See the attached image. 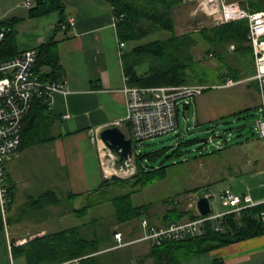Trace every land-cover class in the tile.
<instances>
[{
	"label": "trees",
	"instance_id": "16d2710c",
	"mask_svg": "<svg viewBox=\"0 0 264 264\" xmlns=\"http://www.w3.org/2000/svg\"><path fill=\"white\" fill-rule=\"evenodd\" d=\"M109 1L113 5L114 14L120 17L117 23L120 40L126 43L138 42L156 33L159 35L163 33V36L138 43L131 50L127 49L123 59L130 85L161 86L207 83L220 85L226 76L239 81L256 73L255 56L248 39L249 24L247 19L208 25L199 31L179 33L176 28L174 9L183 4L182 0ZM239 1L243 6L252 10L264 9V0ZM53 10L62 12L61 22L65 26V3L61 0H35V5L30 8V16L40 17ZM122 14H124L123 17H121ZM16 22L17 19L14 17L0 21V27L9 28L0 45V61L18 54ZM57 43L58 40L53 38L38 48L35 70L46 81L58 80L63 75L56 48ZM201 43L204 44L207 54H211L214 60L221 62L220 66L212 68L208 64H204L202 59L197 56L195 48ZM229 44L235 45L234 51L229 53L230 55H226V46ZM46 65L50 67L49 72L41 73L42 67ZM142 66H144L143 70L140 69ZM209 67L212 70H208ZM224 69L225 72H223ZM213 79L218 82H211ZM255 82L257 86V81ZM188 106L186 104L185 108ZM48 108L49 103L44 99L34 100L31 111L23 119L20 147L28 143V140L25 139L26 131L33 126L37 127L43 113H46ZM190 142L191 140H188L185 143L189 144ZM167 151L168 147H164L151 153H136L137 173L131 178L132 183L117 175L106 178L95 190V193H99V195L90 203L94 205L110 202L114 207L113 214L116 221L123 226L130 224L133 220L141 221L142 218H147L150 225H156L150 214V210L156 201L139 203L136 202L134 195L141 192L146 186L168 177L169 167L175 162L167 164L166 159H162L157 163L159 156L164 153L166 157L172 154L183 155L181 146L175 148L171 154H168ZM206 154L208 152L205 153L201 150L199 156ZM116 183L127 186L128 190L121 189L117 192L114 187ZM6 186L9 207L13 202L14 192L13 187L7 181ZM199 190V188H190L184 191L199 192ZM99 197L104 198L98 201ZM59 201L60 196L54 190L46 191L34 199V203L43 208ZM163 202L168 208L162 216L161 224H169V222L184 219L192 220L199 217L195 208L180 209V202L175 198L167 197L163 199ZM88 206L91 205L74 208V211L79 214L86 212ZM263 208V206L257 205L245 208L240 212L227 214L221 222L222 230L216 229L217 221H208L205 231L200 235L186 236L180 239H164L160 244L152 243L149 251L143 254L141 258H134L135 260H133L134 255L132 254L136 255V253L133 247L128 245L126 249L133 251V253L130 251L129 262L126 261L127 258L123 257L124 255L120 259L116 257L117 251L124 250L123 247H116L115 234L117 231L107 235L92 230L89 235L85 233V228L87 226L93 228L92 225L96 223L97 218L82 225H74L37 235L20 245L13 243L12 251L14 255L16 252L22 254L26 264H54L84 256L86 257L83 259V264H144V261L148 259L153 260L152 264H183L187 258L199 256L221 246L264 233V223L255 216ZM135 226L132 227V235L142 231V227ZM0 227L5 229L1 206ZM106 248L109 250H105ZM111 250L115 252L106 253ZM217 264H224L223 260L218 259Z\"/></svg>",
	"mask_w": 264,
	"mask_h": 264
},
{
	"label": "crops",
	"instance_id": "0c3cea01",
	"mask_svg": "<svg viewBox=\"0 0 264 264\" xmlns=\"http://www.w3.org/2000/svg\"><path fill=\"white\" fill-rule=\"evenodd\" d=\"M4 1L5 6L0 4V21L13 17L17 19L18 53L27 48L38 50L40 45L53 38L58 40L56 48L63 69L60 78L67 82L68 92L55 94L37 127L33 126L26 131L25 139L28 143L20 147L6 165L7 182L13 187L14 194L13 202L8 207L7 228L0 227V264H7V254L13 255V243L20 245L37 235L57 231H49L45 226H32L31 222L26 230L17 227L32 214L25 215L21 211L23 205H17L18 202L16 204L20 193H28L29 205L26 208L31 211L45 209L34 203V199L49 190L58 193L61 189L72 198L95 193L106 178L97 145L90 138L91 129L102 130L120 125L131 136V125L126 119L128 96L124 90L127 75L123 56L127 51V43L121 55L117 27L113 25L115 14L111 2L61 0L65 3L66 27L63 28V14L60 10L31 17L30 8L35 5V0H30V6L28 0L17 3L15 0ZM20 6L26 9L19 12ZM73 17L75 23L71 25L70 19ZM49 69L46 65L40 72H49ZM256 92L259 94L258 88ZM249 108L242 107L241 110ZM203 118L211 120L214 117L207 113ZM239 171L242 172V169ZM25 172L30 176H41L40 183L49 177L53 180L51 186L59 188L48 189L36 196L34 188L37 182L26 178ZM260 172L261 184L256 188L248 187L241 193L229 188L239 195L250 194L259 202L258 206L264 207V159L261 160ZM206 190L209 191L208 188ZM208 194L211 197L210 191ZM55 204L47 206L46 211L49 212ZM218 259H222L224 264H264V233L187 258L183 264H217Z\"/></svg>",
	"mask_w": 264,
	"mask_h": 264
},
{
	"label": "rangeland",
	"instance_id": "374dc122",
	"mask_svg": "<svg viewBox=\"0 0 264 264\" xmlns=\"http://www.w3.org/2000/svg\"><path fill=\"white\" fill-rule=\"evenodd\" d=\"M11 1L14 2V0ZM15 1L16 3L20 2V0ZM0 4L5 6L6 3L2 0ZM25 9V7L20 6L18 11L21 12L20 10L23 11ZM174 17L177 32L179 33L199 31L202 27L213 25L214 23L210 16L198 9V3L193 0L177 6L174 9ZM158 36H163V33L160 35L156 33L138 42H127V49L131 50L134 45ZM205 49L202 43L195 48V53L202 59V62L212 68L220 66L221 62H217L216 59L214 60L211 54L205 52ZM233 51L232 44L226 46V55H230L229 53ZM212 68L210 69L209 67L208 70H212ZM140 69L143 70L144 66ZM225 71L224 69L223 72ZM253 76L243 78L241 81H236L229 76L224 77L223 83L220 85L225 84L227 79H232L234 83L206 90L199 97L191 99L188 108H184V106L180 108L178 112L179 125L175 131L154 138L135 141V153H151L155 150L168 147L167 152L171 154L178 146H181L183 151V155L172 154L166 157L164 153L162 156H159L157 163L162 159H166L167 164L175 162L174 165L169 167L168 177L146 186L141 192L134 195L136 202L139 203L156 201L150 210V214L156 225L168 224H161L162 216L168 208L163 202L164 198H175V200L180 202V209H192L195 208L198 193L208 188L211 193L214 212H218L227 209L220 199L223 187L228 186L237 193H241L248 187L256 188V186L261 184L260 170L261 160L264 159V138L257 132L256 121L260 117L263 118L264 114L260 105L261 96L256 92L258 84L256 86V80ZM211 82L217 83L218 81L213 79ZM242 107L250 108L242 111ZM207 113L209 115L212 114L214 118L204 120L203 117H206ZM204 138L212 140L206 142L200 141V139ZM188 140H191V142L186 144L185 142ZM201 150L202 152L205 151V153L208 152V154L199 156ZM196 156L199 157L196 158ZM133 162H136L135 158ZM240 169H242V172L239 171ZM35 171V173L38 172L37 169ZM136 173L137 169L128 174L117 176L132 183L131 178ZM25 174L26 178H29L32 182L33 180L37 182L34 188L36 196L48 189L59 188L52 187L54 185L51 186L53 180H50L49 177L44 178L40 183L39 178L41 176H30L26 172ZM114 187L117 192L121 191V189L128 190L127 186L118 183ZM190 188H199L200 190L199 192L184 191ZM58 195L60 196V201L47 212L46 208L41 210L35 209L37 211L27 209L29 195L27 192L20 193V196L16 198V204L18 202L17 205H20V203L23 205L21 211L25 215L31 212L32 214L27 217L26 221L24 220L18 224L17 227H24L23 230H26V227L31 222L32 226H45L49 231H52L74 225H82L97 218L96 223L92 225L93 228L87 226L85 233L89 235L91 230L99 232L102 235L113 234V231L122 232L123 239L127 244L120 246L124 250L117 251V258L120 259L124 255L123 257L127 258L126 261L129 262L130 251L132 253L133 251L126 249L128 245L133 247L137 255L132 254L134 255L133 260H135L134 258H141L150 248L151 241L144 238L146 236L145 229L142 228V231H139L138 234H131L133 226H140V220H133L130 224L128 223V225L123 226L116 221L113 214L114 207L110 202L94 205L90 203L93 202L99 193L81 198H72L67 195V192L59 189ZM102 198L99 197L98 201L102 200ZM89 204L91 206L87 207L86 212L79 214L73 210L74 208H81ZM6 213H8V210ZM6 217L8 219L7 214ZM32 222L36 224L34 225ZM173 222H169V224ZM24 234H26V231ZM105 250L109 249L106 248ZM112 252L115 251L111 250L106 253L112 254ZM6 260L7 264H26L25 257L17 252L15 255L7 254ZM152 263V259L144 261V264Z\"/></svg>",
	"mask_w": 264,
	"mask_h": 264
},
{
	"label": "built area",
	"instance_id": "2783aa9c",
	"mask_svg": "<svg viewBox=\"0 0 264 264\" xmlns=\"http://www.w3.org/2000/svg\"><path fill=\"white\" fill-rule=\"evenodd\" d=\"M190 2L191 0H182ZM198 3V9L205 12L213 19L214 24L247 19L249 24L248 39L255 56L256 73L253 78L257 81L258 91L261 96V110L264 114V9L252 10L235 0H193ZM30 6L32 3L27 1ZM124 14L121 15L123 17ZM120 17L114 15L113 25L117 27ZM75 18L70 19L74 25ZM63 27H65L63 25ZM8 27H0V45L8 32ZM119 50L126 47V42L119 39ZM234 48V45H232ZM38 50L27 48L18 54L0 61V206L7 228L6 212L8 210L7 173L6 165L18 153L21 146L23 119L31 111L35 99H44L47 103L53 102L56 93L68 92L65 79L54 81L42 79L35 70ZM126 76L125 92L128 96L126 119L131 125V136L134 141L146 140L175 131L179 125L178 112L182 106L190 105L193 98L203 94L206 90L233 84L232 79H227L223 85L215 84H182L161 86H136L130 85ZM256 128L259 135L264 138V117L258 118ZM101 129H91V141L97 145L101 167L105 178L114 175H124L135 171L134 158L128 163L134 167L122 171L115 164V156L107 148L101 138ZM208 140H212L209 139ZM220 199L224 211L200 215L196 219L180 220L167 225H150L147 218H142L140 226L145 229L147 238L151 243L160 244L164 239H180L186 236L200 235L205 231L208 221H217L216 229L222 230L221 222L225 216L232 212L253 207L259 204L250 194L239 195L232 189L223 188ZM255 216L264 223V210ZM116 247L127 243L123 234H115ZM143 239V238H141ZM11 245V244H10ZM86 257V256H84ZM84 257L67 259L54 264H83Z\"/></svg>",
	"mask_w": 264,
	"mask_h": 264
},
{
	"label": "water",
	"instance_id": "95a60500",
	"mask_svg": "<svg viewBox=\"0 0 264 264\" xmlns=\"http://www.w3.org/2000/svg\"><path fill=\"white\" fill-rule=\"evenodd\" d=\"M101 138L113 156H115V164L122 171H126L135 166L134 163H128L130 159L134 158L135 146L133 138L127 135L120 125L102 129ZM200 141L206 142L208 138L200 139ZM195 209L200 215L213 212L211 197L206 189L198 193Z\"/></svg>",
	"mask_w": 264,
	"mask_h": 264
}]
</instances>
